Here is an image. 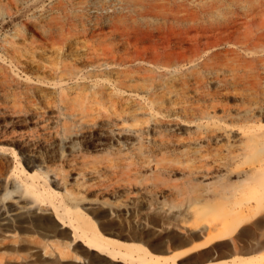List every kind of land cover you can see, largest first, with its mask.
<instances>
[{
	"label": "rangeland",
	"instance_id": "obj_1",
	"mask_svg": "<svg viewBox=\"0 0 264 264\" xmlns=\"http://www.w3.org/2000/svg\"><path fill=\"white\" fill-rule=\"evenodd\" d=\"M263 19L231 0H0V264H264ZM111 101L154 131L107 137L135 128L105 125ZM205 184L226 197L201 204Z\"/></svg>",
	"mask_w": 264,
	"mask_h": 264
},
{
	"label": "bare ground",
	"instance_id": "obj_2",
	"mask_svg": "<svg viewBox=\"0 0 264 264\" xmlns=\"http://www.w3.org/2000/svg\"><path fill=\"white\" fill-rule=\"evenodd\" d=\"M233 1V4L237 6V8H240L241 10L244 9V13H245V16L247 18H253V16L255 14H257L258 12H264V0H231V2ZM118 2V0H117ZM171 11L173 12H179V8H172ZM236 16H239V13L237 10H234L233 12ZM246 23H248V20L246 21H242V22H234V25H245ZM260 27L259 28H264V19L260 22ZM263 32V31H262ZM264 60V59H262ZM108 110L111 111V113L113 115L116 116V118L114 119H108L107 120V123L105 125H117V121H119V123H123V122H127L129 121V119L133 122V126H135V128L131 131V132H126V131H123V129L119 130V129H116V131L113 133V131H107L106 133V136L115 140V138H123V142L124 143H127V144H134L135 141L139 140L142 142V138L144 137V134L148 133V131L150 132H153L154 131V128L153 127H150V128H147L145 129L144 127H142V122L136 118L135 116H130L129 117H126L125 114L128 109L127 108H124V107H121V108H118L116 107L115 105V102L114 101H111V104L109 105V108ZM153 125V124H152ZM262 126H259V129L261 132L264 131V129H261ZM179 129V128H178ZM147 147V146H145ZM148 148V147H147ZM143 149V148H142ZM150 148H148V151H143L144 153L147 152V153H151L153 154V149L149 150ZM141 151V153L143 154V152ZM261 171V172H264V163H261L256 169L255 171ZM192 174L198 176V175H201L202 177H206L210 174L209 172V168L207 166L206 163H202L201 165L197 166V168H195L194 170L191 171ZM158 186V185H157ZM226 187L223 186L219 189H216V187L214 186H209L208 184H205V186L202 187V190H201V193H200V197L201 199L199 200V202L201 204H205V203H208V199L212 198V197H220V198H224L226 197L227 194H224L223 193V190H225ZM209 192H212V194H208ZM236 194H231V196H234ZM212 196V197H211ZM257 200V203L251 205L249 204L250 202H247V203H241V202H236V201H233L231 202L232 204H234L235 206L233 207H241V206H248L250 208H253V210L255 211H259L262 203H261V200L259 198H254ZM171 202V201H170ZM169 201H167L166 199V196L165 194L161 195V201L157 200V198L155 199V202L154 203H151V205H159L160 207H164L165 205H172L173 202L170 203ZM175 203H173V206ZM178 206V205H176ZM171 207V206H170ZM70 253V251H69ZM77 257V256H75Z\"/></svg>",
	"mask_w": 264,
	"mask_h": 264
},
{
	"label": "crops",
	"instance_id": "obj_3",
	"mask_svg": "<svg viewBox=\"0 0 264 264\" xmlns=\"http://www.w3.org/2000/svg\"><path fill=\"white\" fill-rule=\"evenodd\" d=\"M74 253V252H73ZM75 256H77V257H71V258H73L75 261H81V260H79L78 259V254H75ZM69 257H67V258H63V259H68ZM81 258V257H80Z\"/></svg>",
	"mask_w": 264,
	"mask_h": 264
}]
</instances>
